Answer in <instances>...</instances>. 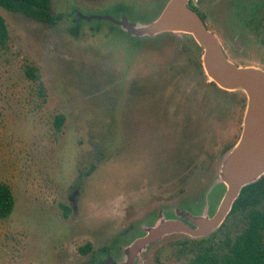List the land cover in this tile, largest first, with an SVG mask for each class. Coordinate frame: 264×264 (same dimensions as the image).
Instances as JSON below:
<instances>
[{
  "label": "rangeland",
  "instance_id": "obj_1",
  "mask_svg": "<svg viewBox=\"0 0 264 264\" xmlns=\"http://www.w3.org/2000/svg\"><path fill=\"white\" fill-rule=\"evenodd\" d=\"M170 1L52 0L55 25L0 7L10 36L0 48V182L16 200L0 220V264H124L161 222L217 212L247 95L209 81L191 35L138 37L99 19L148 25ZM202 6L230 62L264 70V0ZM204 184L214 197L205 208ZM200 196L201 210L185 209ZM187 239L167 234L131 264H186L170 249Z\"/></svg>",
  "mask_w": 264,
  "mask_h": 264
},
{
  "label": "water",
  "instance_id": "obj_2",
  "mask_svg": "<svg viewBox=\"0 0 264 264\" xmlns=\"http://www.w3.org/2000/svg\"><path fill=\"white\" fill-rule=\"evenodd\" d=\"M189 2L171 0L156 21L140 27L126 20L117 21L109 17L99 19L112 21L134 36H154L164 32L191 35L203 49L202 63L209 81L223 90H242L247 95L243 133L237 145L227 153L219 171L218 179L227 186V191L217 212L212 217L200 219L186 214V220L192 219L195 229L183 221L161 222L131 246L129 260L124 264H131L140 249L167 234L181 232L202 238L216 231L231 212L242 189L264 176V70L252 66L238 67L230 62L217 36L208 30L201 16L189 7ZM206 192L209 195L212 190Z\"/></svg>",
  "mask_w": 264,
  "mask_h": 264
},
{
  "label": "trees",
  "instance_id": "obj_3",
  "mask_svg": "<svg viewBox=\"0 0 264 264\" xmlns=\"http://www.w3.org/2000/svg\"><path fill=\"white\" fill-rule=\"evenodd\" d=\"M51 4L52 0H0V7L9 12L55 25L62 16L53 13ZM9 38L8 25L0 14L1 49L7 48ZM198 47L203 51L199 45ZM26 75L40 82L41 77L36 67L28 66ZM40 84L42 85L41 82ZM64 122V116L57 117L58 130ZM94 169L95 167L92 171ZM15 205L11 188L0 182V220L9 218ZM234 230L236 234H233ZM91 249V244H87L79 250L86 255ZM170 251L178 258H187L186 264H264V176L242 189L231 212L216 231L208 237L174 243ZM166 252L160 253V256Z\"/></svg>",
  "mask_w": 264,
  "mask_h": 264
},
{
  "label": "flooded vegetation",
  "instance_id": "obj_4",
  "mask_svg": "<svg viewBox=\"0 0 264 264\" xmlns=\"http://www.w3.org/2000/svg\"><path fill=\"white\" fill-rule=\"evenodd\" d=\"M191 1V0H190ZM204 0H196V4L194 5V6H191L190 5V2H189V7H191L193 10H195L200 16H201V18L203 19V21L206 23V25H207V22H208V19H207V16H206V14L204 13V10H203V6H202V2H203ZM210 1H216V0H210ZM113 23V22H112ZM151 24V23H150ZM117 25V24H116ZM120 26V25H119ZM165 33V32H164ZM167 33V32H166ZM138 37H141V36H138ZM202 56H203V54H202ZM202 65V67H203V63L201 64ZM211 83H213V84H215L214 82H211ZM216 85V84H215ZM205 180V179H204ZM206 186H207V184L205 185L204 184V208L205 207H209V205L211 204H213L214 203V197L212 196V194L211 195H208V193L206 192L207 190H206ZM191 199H193V198H191ZM203 199H202V197L200 196L199 198H197L196 200H191V201H188L187 203V205H188V207L186 208L185 207V209H187L188 211L189 210H194V209H200V208H202V204H203V201H202ZM208 203H210V204H208ZM182 207H180V209H181ZM183 209V208H182ZM201 210V209H200ZM184 221H185V223L186 224H188V225H190L192 228H196V225L193 223V221H192V219H189V220H186V219H184ZM194 239H196V238H194ZM189 240V239H188ZM181 241H184V240H181ZM177 242H179V241H177ZM176 242V243H177Z\"/></svg>",
  "mask_w": 264,
  "mask_h": 264
}]
</instances>
